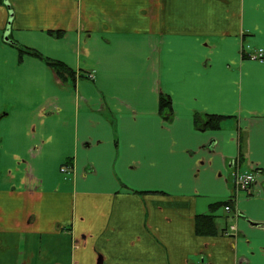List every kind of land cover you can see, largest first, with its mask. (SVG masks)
Segmentation results:
<instances>
[{"label":"crops","instance_id":"0c3cea01","mask_svg":"<svg viewBox=\"0 0 264 264\" xmlns=\"http://www.w3.org/2000/svg\"><path fill=\"white\" fill-rule=\"evenodd\" d=\"M259 50L264 0H0V264H264Z\"/></svg>","mask_w":264,"mask_h":264},{"label":"trees","instance_id":"16d2710c","mask_svg":"<svg viewBox=\"0 0 264 264\" xmlns=\"http://www.w3.org/2000/svg\"><path fill=\"white\" fill-rule=\"evenodd\" d=\"M20 54H27L36 58H39L46 62V64L54 70L55 74L62 80H65L66 77H74V73L64 64L46 59L42 55H40L34 49H29L26 47L18 46ZM160 103H159V111L163 118L169 120L172 117V109L170 105V99L168 96L160 94ZM225 119L224 116L220 115H194V127L196 130H217L221 127L222 121ZM195 232L197 234H207V233H215L213 220L210 216L201 215L196 217L195 221Z\"/></svg>","mask_w":264,"mask_h":264},{"label":"built area","instance_id":"2783aa9c","mask_svg":"<svg viewBox=\"0 0 264 264\" xmlns=\"http://www.w3.org/2000/svg\"><path fill=\"white\" fill-rule=\"evenodd\" d=\"M65 170H66L65 167H63L62 172H65ZM232 176H233V185L238 192H248L255 181V174L253 173V171L241 172L239 171L238 168H236V171H234L233 169ZM228 209L229 208L226 207V210Z\"/></svg>","mask_w":264,"mask_h":264},{"label":"rangeland","instance_id":"374dc122","mask_svg":"<svg viewBox=\"0 0 264 264\" xmlns=\"http://www.w3.org/2000/svg\"><path fill=\"white\" fill-rule=\"evenodd\" d=\"M254 57H255V58H254ZM252 58L255 59V61H259V62H261V61L264 59V54L262 53V51L259 50V52L256 53ZM240 158H241V156L235 159V161H236L237 164H236V163L234 164V165H236V166L234 167V171H236V168H238V165L241 164V160H240ZM241 159H242V158H241ZM238 169H239V168H238ZM240 170H242V169H239V171H240ZM232 172H233V171H232ZM232 172H231V174H232Z\"/></svg>","mask_w":264,"mask_h":264},{"label":"bare ground","instance_id":"6f19581e","mask_svg":"<svg viewBox=\"0 0 264 264\" xmlns=\"http://www.w3.org/2000/svg\"><path fill=\"white\" fill-rule=\"evenodd\" d=\"M117 127V126H116Z\"/></svg>","mask_w":264,"mask_h":264}]
</instances>
